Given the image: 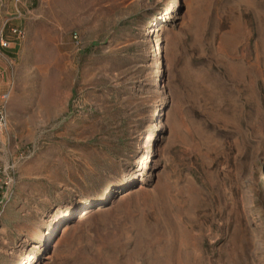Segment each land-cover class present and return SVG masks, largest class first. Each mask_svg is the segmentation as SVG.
Masks as SVG:
<instances>
[{
	"label": "rangeland",
	"instance_id": "1",
	"mask_svg": "<svg viewBox=\"0 0 264 264\" xmlns=\"http://www.w3.org/2000/svg\"><path fill=\"white\" fill-rule=\"evenodd\" d=\"M21 1L0 264H264V0Z\"/></svg>",
	"mask_w": 264,
	"mask_h": 264
},
{
	"label": "bare ground",
	"instance_id": "2",
	"mask_svg": "<svg viewBox=\"0 0 264 264\" xmlns=\"http://www.w3.org/2000/svg\"><path fill=\"white\" fill-rule=\"evenodd\" d=\"M152 25H153V21H151L150 22V24L148 25L149 26V36L151 37V36H154V41H152L153 42V46H154V49H153V51H155L156 52V57L155 58H153V61H157L158 63H159V59H158V57H157V55H158V53H159V51H160V40L158 39V35L155 33L156 31H162L163 29L162 28H159V29H157L156 31H153V29L151 28L152 27ZM158 73H159V68L158 67H156V69L154 70V72H153V74H152V79L154 80V78L156 79L157 78V81L159 80L158 79ZM155 87H157V85L155 86ZM231 87V86H230ZM237 95V94H236ZM231 94H225V93H220V99H229V98H231ZM163 106H165V103H162V104H160V105H158L157 106V108H156V118L158 117V113L160 112V109L161 108H163ZM156 128H159V126H157ZM152 135V134H151ZM150 135V136H151ZM149 137V136H148ZM148 137L146 138V140L148 141ZM147 162V160L145 159V160H142L141 161V167H143V164L144 163H146ZM133 178L132 177H128L127 178V180H132ZM126 180V181H127ZM129 184V183H128ZM98 204L99 205H101V204H104L105 203V201H106V197H102V198H100V199H98ZM85 211H82V213L85 215V213H84ZM32 259V256L29 254V253H27V254H24V257L22 258V259H20L19 260V264H28L29 263V261Z\"/></svg>",
	"mask_w": 264,
	"mask_h": 264
},
{
	"label": "built area",
	"instance_id": "3",
	"mask_svg": "<svg viewBox=\"0 0 264 264\" xmlns=\"http://www.w3.org/2000/svg\"><path fill=\"white\" fill-rule=\"evenodd\" d=\"M14 1V4H18L19 3V0H13ZM6 24V21L4 22L3 26ZM2 29L0 30V49H7L9 48V42H7L2 34ZM11 34L12 36L16 37L17 39H21L23 37V33L21 30L19 29H12L11 30ZM8 98V94H4L1 96V99L2 100H6ZM5 125H6V122L5 120L2 118V116H0V129H3L5 128Z\"/></svg>",
	"mask_w": 264,
	"mask_h": 264
},
{
	"label": "crops",
	"instance_id": "4",
	"mask_svg": "<svg viewBox=\"0 0 264 264\" xmlns=\"http://www.w3.org/2000/svg\"><path fill=\"white\" fill-rule=\"evenodd\" d=\"M18 5H20V6H22V1L20 2V0H19V3L18 4H14V1H13V5H12V9L15 11V12H17V6ZM24 6H25V4H24ZM7 53V52H6ZM7 55H8V53H7ZM6 55V56H7Z\"/></svg>",
	"mask_w": 264,
	"mask_h": 264
}]
</instances>
